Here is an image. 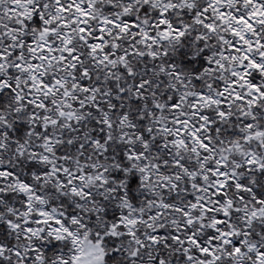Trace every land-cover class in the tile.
Instances as JSON below:
<instances>
[{"label":"snow or ice","instance_id":"snow-or-ice-1","mask_svg":"<svg viewBox=\"0 0 264 264\" xmlns=\"http://www.w3.org/2000/svg\"><path fill=\"white\" fill-rule=\"evenodd\" d=\"M0 264H264V0H0Z\"/></svg>","mask_w":264,"mask_h":264}]
</instances>
